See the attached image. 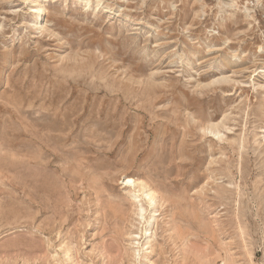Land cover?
<instances>
[{"label":"rangeland","instance_id":"obj_1","mask_svg":"<svg viewBox=\"0 0 264 264\" xmlns=\"http://www.w3.org/2000/svg\"><path fill=\"white\" fill-rule=\"evenodd\" d=\"M31 1L0 0V264H264V0Z\"/></svg>","mask_w":264,"mask_h":264},{"label":"bare ground","instance_id":"obj_2","mask_svg":"<svg viewBox=\"0 0 264 264\" xmlns=\"http://www.w3.org/2000/svg\"><path fill=\"white\" fill-rule=\"evenodd\" d=\"M32 3V6H35L33 4H35L33 2V0L31 1ZM37 11H38V15H40L39 17H37V19H35V24H41V22H38V20H41L43 19V13L45 12V8L41 5V4H38L37 6ZM209 132H214L215 130H213V128H209V127H205ZM218 133V132H216ZM122 182L127 185V186H133V187H138V189H136V191H134L132 193V196H134L135 198H139L138 201H146L149 205H153L156 201V198H155V192L153 189H150V188H146V183L142 180H135V179H132L131 177H123V180ZM142 196V197H140ZM142 210V208H141Z\"/></svg>","mask_w":264,"mask_h":264}]
</instances>
